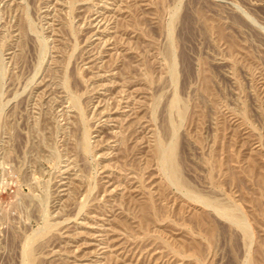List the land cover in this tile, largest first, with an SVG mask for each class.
Masks as SVG:
<instances>
[{"label":"rangeland","instance_id":"obj_1","mask_svg":"<svg viewBox=\"0 0 264 264\" xmlns=\"http://www.w3.org/2000/svg\"><path fill=\"white\" fill-rule=\"evenodd\" d=\"M0 264H264V0H0Z\"/></svg>","mask_w":264,"mask_h":264},{"label":"bare ground","instance_id":"obj_2","mask_svg":"<svg viewBox=\"0 0 264 264\" xmlns=\"http://www.w3.org/2000/svg\"><path fill=\"white\" fill-rule=\"evenodd\" d=\"M158 145L159 146H158L157 150H158L159 154L162 155V158L169 165L170 172H171L170 176H171L172 180H174L176 182H179V183L182 182V179H181V177L179 175L178 166H177V163H176V160H175V150H174L175 147H173L174 145L173 146L170 145L168 148L163 147L162 144H160V143Z\"/></svg>","mask_w":264,"mask_h":264}]
</instances>
